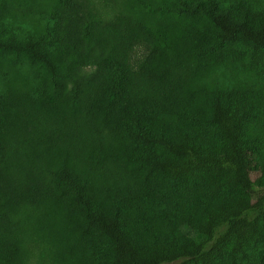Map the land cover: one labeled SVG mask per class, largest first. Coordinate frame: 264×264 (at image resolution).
Segmentation results:
<instances>
[{"label":"trees","instance_id":"1","mask_svg":"<svg viewBox=\"0 0 264 264\" xmlns=\"http://www.w3.org/2000/svg\"><path fill=\"white\" fill-rule=\"evenodd\" d=\"M264 264V0H0V264Z\"/></svg>","mask_w":264,"mask_h":264},{"label":"rangeland","instance_id":"2","mask_svg":"<svg viewBox=\"0 0 264 264\" xmlns=\"http://www.w3.org/2000/svg\"><path fill=\"white\" fill-rule=\"evenodd\" d=\"M171 264H177V263H171Z\"/></svg>","mask_w":264,"mask_h":264}]
</instances>
